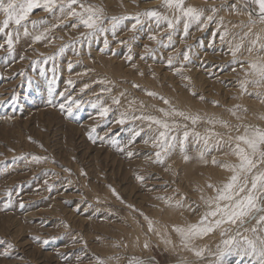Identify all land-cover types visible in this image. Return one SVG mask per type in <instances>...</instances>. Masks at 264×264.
Returning a JSON list of instances; mask_svg holds the SVG:
<instances>
[{
	"label": "rangeland",
	"instance_id": "rangeland-1",
	"mask_svg": "<svg viewBox=\"0 0 264 264\" xmlns=\"http://www.w3.org/2000/svg\"><path fill=\"white\" fill-rule=\"evenodd\" d=\"M117 1L78 0L85 7L102 8L106 32L89 35L91 30L78 18L62 15L58 8L52 12L35 8L23 22L27 36L23 26L17 29L14 24L0 33V264H96L97 258L105 264L216 262L213 254L223 239L220 229L194 237L186 248L174 228L187 229L209 210L206 201L216 192L208 185L219 188L230 177L223 166L238 163L231 152L244 126L264 129V96L257 95L264 88L249 84L244 92L240 87L243 80L252 79L245 74L248 62L258 54L247 48L255 34H264V24L256 20L246 38L252 22L245 0H186V6L204 12L201 22L190 23L187 35L183 18L168 29L164 22L157 27L141 17L144 22L132 31L131 17L139 13L155 9L171 20L179 13L164 7L163 0ZM242 14L246 15L240 22ZM209 15H213L210 22ZM121 16L129 19L121 20L113 31L111 18ZM3 19L0 14V22ZM41 33L44 37L36 41ZM7 34L13 38L11 53ZM237 44L243 46L233 57ZM161 97L171 100L170 105ZM170 106L201 120L195 126L180 117L168 121L187 124L189 131L201 136L218 133L220 144L214 136L205 147L190 136L185 152L178 145L162 152L163 162H157L156 152L161 151L153 146L157 126L149 128V122L135 117L164 119L158 109L167 111ZM104 108L109 111L101 115ZM209 119L228 127L210 124ZM183 131L181 127L173 134L182 137ZM177 201L183 205L178 207ZM191 249H203V258ZM222 264L256 261L233 251Z\"/></svg>",
	"mask_w": 264,
	"mask_h": 264
},
{
	"label": "snow or ice",
	"instance_id": "snow-or-ice-1",
	"mask_svg": "<svg viewBox=\"0 0 264 264\" xmlns=\"http://www.w3.org/2000/svg\"><path fill=\"white\" fill-rule=\"evenodd\" d=\"M245 3L249 5L250 10L247 11L249 20L252 22L248 25V32L244 35L245 37L252 35V27L256 20H259L261 24H264V0H245ZM77 5L83 11H76L73 7ZM163 6L173 10L175 13H179L175 17V20L169 19L166 15L161 14L159 11L153 9L142 13H139L135 17H131L135 20L132 25V31H136L137 25L142 24L144 21L141 17H146L149 20L155 22L157 27L162 23H166L168 29H173L174 24H179L181 18L184 19V32L187 35L188 28L192 22H200L204 12L202 9H198L193 6H186V0H163ZM234 7V6H233ZM35 8H43L46 12H52L54 9H59V12L67 17L78 18L79 24H82L85 28L91 30L89 35H93L97 32H106L107 29L103 27L104 20L102 19V9H96L92 6L85 7L83 4H78V0H0V14L3 15L4 19L0 22V33H4L10 24H14L19 29L21 26L24 28V35H28L27 25L23 22L28 20L29 15ZM215 13V8L210 10ZM129 19V17H112L111 26L113 31L117 24L121 20ZM208 22L213 20V15L207 16ZM37 21H32L33 25H36ZM73 24V27H76ZM7 45L8 51H13V38L11 34H7ZM19 32L17 31V36ZM223 34L221 39H224ZM44 34L41 33L35 37L36 41L41 40ZM87 38V37H85ZM169 35L168 39L171 40ZM151 39L155 40L153 36ZM243 39V38H242ZM242 44H237L232 50L233 57H236L237 53L241 50ZM64 51L60 49V53ZM146 51H151L146 49ZM251 54L253 51L257 52L256 59L248 62L249 71L246 72V76H251L252 79H245L241 82V90L247 92V86L251 84L255 88H264V37L260 34H255V39L251 41V46L247 49ZM131 57H129L130 59ZM49 59H55L50 57ZM184 59L187 60L188 56L185 55ZM169 65L172 64V58L169 57ZM69 84L72 82L69 81ZM63 95V93H61ZM123 95V94H122ZM147 95L155 96V93L148 92ZM193 95L195 93L193 92ZM257 95L264 96V93H257ZM164 104L170 105V101L161 97ZM203 99V97H200ZM118 99H114L113 103L119 104ZM72 103H77L73 101ZM261 103H264V98L261 99ZM78 106V104H77ZM238 107V106H237ZM61 111H64V105H60ZM72 105L70 104L67 108L68 114L72 115ZM109 109L104 108L101 115H106ZM162 113L164 119L157 118L156 116H138L135 119L145 120L149 122V128L152 125L157 126L158 135L153 141L154 147H159L161 151L156 152L157 162H163V153L175 149L178 145L181 152H185V144L189 137L192 136L195 142L203 141L205 147L208 146L209 141L212 137H217L215 143L220 144L219 134L212 132L209 135L201 136L200 133L188 130V125L177 123L175 120L169 122V117H180L184 121H190L195 126L200 120L199 115H190L183 111H179L170 106L169 110L158 109ZM232 115H236V111L230 109ZM264 119V117H262ZM123 124L124 119L118 121ZM210 124L220 123L222 127L227 128L228 124L223 121H215L209 119L207 121ZM183 128L182 137L179 134H173L177 129ZM239 131V129H237ZM139 134V133H137ZM230 140L233 138L230 136ZM235 146L232 147V154L236 156L238 163L235 165H224L232 174L228 180L219 188L209 184V188H213L216 195L206 203L209 206V210L206 211L199 219L196 224L189 225L185 228H174V231L181 236L184 247H189L190 241L194 237H203L210 233L220 229V235L223 238L220 245L217 246V251L213 255L216 256L215 264H222L223 257L226 254H230L233 251L242 253L245 256H250L255 259L256 264H264V129L253 127L250 125L244 126V131L237 135L235 138ZM132 153H129L131 156ZM204 153H200V158L203 159ZM186 154L184 159L188 160ZM34 160H39L40 157H33ZM215 163V160L213 161ZM138 180H142V177H137ZM114 191V190H113ZM203 199V197H201ZM177 206H182L177 202ZM143 215V213H141ZM145 220H148L145 217ZM255 221V224L250 228H244L246 223ZM149 231L152 230V222L148 221ZM229 225V227H224ZM232 226H236L235 231H232ZM243 228V231H241ZM247 233V234H246ZM47 243V241H45ZM11 247V246H9ZM145 248L148 244L145 243ZM194 255L198 258H203L204 250L191 249ZM5 257L10 255L9 252L3 253ZM96 264H105V261L97 258ZM135 264H144L143 261H136Z\"/></svg>",
	"mask_w": 264,
	"mask_h": 264
},
{
	"label": "bare ground",
	"instance_id": "bare-ground-1",
	"mask_svg": "<svg viewBox=\"0 0 264 264\" xmlns=\"http://www.w3.org/2000/svg\"><path fill=\"white\" fill-rule=\"evenodd\" d=\"M94 1V0H93ZM118 1H120V0H118ZM118 1H117V3H118ZM123 2V1H122ZM155 3H157V2H155ZM160 3V2H159ZM207 3V2H206ZM213 3V2H212ZM123 4V3H122ZM130 4V3H129ZM210 4V3H209ZM222 4V3H221ZM131 5V4H130ZM152 5H153V3H152ZM157 5V4H156ZM126 6V5H125ZM208 6V5H207ZM122 7H123V5H122ZM209 8V7H208ZM233 8V7H232ZM242 8V7H241ZM102 9V8H101ZM126 9V8H125ZM79 10V9H78ZM238 11V10H237ZM130 12V11H129ZM241 12H243V11H241ZM118 13V12H117ZM244 13V12H243ZM227 14H228V12H227ZM231 14V13H230ZM226 15V14H225ZM240 15H241V13H240ZM240 15H238V16H240ZM243 16L242 17H239V18H241L239 21L241 22V20H242V18L244 17V15H246V14H242ZM224 16V15H223ZM228 15H226L225 17H227ZM237 16V15H236ZM237 16V17H238ZM233 17V16H232ZM247 17V16H246ZM228 18V17H227ZM230 18H231V16H230ZM233 18H235V17H233ZM232 18V19H233ZM244 19H245V17H244ZM73 20V19H72ZM229 20V19H228ZM238 20V19H237ZM219 21V20H218ZM201 22V21H200ZM236 22V21H235ZM235 22H231V23H235ZM239 22V23H240ZM77 24V23H76ZM220 24V23H219ZM242 25H244V24H242ZM217 26V25H216ZM232 26V25H231ZM245 26V25H244ZM233 27H234V24H233ZM240 27H241V25L238 27L239 29H240ZM237 28V27H236ZM247 28H248V26H247ZM175 29V28H174ZM238 29V30H239ZM252 29H254L253 27H252ZM226 30V29H225ZM236 30V29H235ZM237 30V31H238ZM87 31V30H86ZM164 31V30H163ZM242 31H244V30H242ZM255 31V30H254ZM217 32V31H216ZM240 33V32H239ZM262 33V32H261ZM164 34V33H163ZM212 34V33H211ZM227 34V33H226ZM216 35V34H215ZM221 35V34H220ZM264 35V34H263ZM262 35V36H263ZM235 36V35H234ZM239 37V36H238ZM240 37H241V35H240ZM254 37V36H253ZM173 38V37H172ZM215 38V37H214ZM247 38V37H246ZM209 39V38H208ZM62 40V39H61ZM238 40H240V38L238 39ZM237 40V41H238ZM160 41V40H159ZM241 41V40H240ZM61 42V41H60ZM209 42V41H208ZM62 43V42H61ZM193 43V42H192ZM231 43V42H230ZM237 43V42H236ZM227 44H228V42H227ZM232 44V43H231ZM193 45V44H192ZM229 45V44H228ZM233 45H231V47H232ZM235 46V45H234ZM226 47H227V45H226ZM230 47V48H231ZM248 47V46H247ZM201 48V47H200ZM219 48V47H218ZM188 49V48H187ZM248 49V48H247ZM198 55V54H197ZM247 55L249 56V54L247 53ZM253 55H254V53H253ZM256 55V54H255ZM263 55V54H262ZM204 56V55H203ZM104 60V59H103ZM99 61H101V60H99ZM201 61V60H200ZM102 62V61H101ZM99 64V63H98ZM103 64V63H102ZM110 64V62L108 63V65ZM205 64V63H204ZM104 65V64H103ZM107 65V64H106ZM206 65V64H205ZM111 66H112V64H111ZM160 66V65H159ZM114 67V66H113ZM242 67V66H241ZM102 68V67H101ZM109 68V67H108ZM203 68V67H202ZM240 68V67H239ZM104 68H102V70H103ZM106 69V68H105ZM158 69V68H157ZM162 69H163V66H162ZM107 70V69H106ZM106 70H105V72H106ZM110 70V69H109ZM114 70V69H113ZM115 71V70H114ZM161 71V70H160ZM118 72V71H117ZM121 72V71H120ZM126 72V71H125ZM125 72H124V74H125ZM107 73V72H106ZM120 74V73H119ZM123 74V73H122ZM167 74V73H166ZM165 74V75H166ZM178 74V73H177ZM239 74V73H238ZM114 75V74H113ZM115 76V75H114ZM125 76V75H124ZM168 76V75H167ZM187 76V75H186ZM242 76V75H241ZM119 77V76H118ZM118 77H116V78H118ZM237 77V76H236ZM243 77V76H242ZM206 78V77H205ZM130 79V78H129ZM181 79V78H180ZM134 80V79H133ZM151 81V80H150ZM220 81V80H219ZM102 83V82H101ZM145 83V82H144ZM158 85V84H157ZM160 85V84H159ZM183 85V84H182ZM199 86V85H198ZM121 88V87H120ZM181 88V87H180ZM261 89V88H260ZM86 90V89H85ZM214 90V89H213ZM84 91V90H83ZM144 91V90H143ZM180 91V90H179ZM129 92V91H128ZM165 92V91H164ZM261 92V91H260ZM145 93V92H144ZM83 94V93H82ZM209 94V93H208ZM138 95H140V94H138ZM142 96V95H141ZM211 96V95H210ZM113 97V96H112ZM147 98H148V96H147ZM186 98H187V96H186ZM114 99V98H113ZM184 99V98H183ZM200 99V98H199ZM205 99V98H204ZM185 100V99H184ZM239 100V99H238ZM242 100V99H241ZM139 101V100H138ZM171 101V100H170ZM257 101V100H256ZM128 102V101H127ZM186 102V101H185ZM255 102V101H254ZM153 103H155V102H153ZM152 103V104H153ZM214 103H216V101L214 102ZM176 105H177V103H175ZM188 104H189V102H188ZM157 105V104H156ZM199 105V104H198ZM230 105V104H229ZM257 104H255V106H256ZM152 106V105H151ZM187 106V105H186ZM189 106V105H188ZM196 106V105H195ZM161 107V106H160ZM154 108V107H153ZM167 108V107H166ZM202 109H203V107H201ZM131 109V108H130ZM205 109V108H204ZM132 111V110H131ZM135 111V110H134ZM141 111V110H140ZM201 111H203V110H201ZM124 112V111H123ZM205 113V112H204ZM161 114V113H160ZM199 114V113H198ZM203 115V114H202ZM242 115V114H241ZM240 115V116H241ZM226 117V116H225ZM232 117V116H231ZM239 117V116H238ZM237 117V118H238ZM205 119H206V117H205ZM244 119V118H243ZM246 119V118H245ZM250 119V118H249ZM214 120V119H213ZM225 120V119H224ZM203 121H204V119H203ZM216 121V120H215ZM148 122V121H147ZM170 122V121H169ZM252 122V121H251ZM253 122H254V119H253ZM256 123V122H255ZM209 125V124H208ZM152 128V127H151ZM152 131V130H151ZM150 131V132H151ZM202 132V131H201ZM229 132H230V130H229ZM239 135V134H238ZM229 143V142H228ZM225 145V144H224ZM189 146V145H188ZM227 152V151H226ZM232 153V152H231ZM230 154V153H229ZM224 155V154H223ZM226 155V154H225ZM228 155V154H227ZM226 155V156H227ZM230 157V156H229ZM232 157V156H231ZM217 158V157H216ZM228 158V157H227ZM230 159V158H229ZM228 159V160H229ZM226 160V159H225ZM224 160V161H225ZM217 161V160H216ZM234 162V161H233ZM225 163V162H224ZM229 165H230V163H229ZM220 166V165H219ZM224 167V166H223ZM222 168V167H221ZM224 169V168H223ZM223 172V171H222ZM228 173H229V175L228 176H231V172L228 170L227 171ZM225 174H226V171L224 172ZM213 177V176H212ZM209 178V177H208ZM211 179V178H210ZM225 182L227 181V180H224ZM224 182V183H225ZM178 202V201H177ZM183 205V204H182ZM172 206V205H171ZM187 224V223H186ZM228 226V225H227ZM180 236V235H179ZM206 239V238H205ZM173 245V244H172ZM170 247V246H169ZM183 250V249H182ZM190 254V253H189ZM195 256V255H194ZM190 259V258H189ZM183 260V259H182ZM207 261V260H206ZM192 263V262H191ZM196 263V262H195Z\"/></svg>",
	"mask_w": 264,
	"mask_h": 264
}]
</instances>
